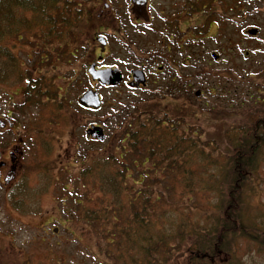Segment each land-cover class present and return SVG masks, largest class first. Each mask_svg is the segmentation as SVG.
Listing matches in <instances>:
<instances>
[{"label": "rangeland", "instance_id": "1", "mask_svg": "<svg viewBox=\"0 0 264 264\" xmlns=\"http://www.w3.org/2000/svg\"><path fill=\"white\" fill-rule=\"evenodd\" d=\"M46 1L49 2L46 4ZM73 1L25 0L21 6L15 3L3 19L6 21L4 28L0 29V63L7 72L0 76V168L6 165L5 161L11 166V170L0 169V264H105V258L100 257L96 246L93 228L86 224V220L80 219L77 223L73 218L72 212L77 206L75 197L84 192L83 183H86L95 189L94 199L99 198L97 202L94 200L96 209H103L106 200L112 201L114 197L110 193H113L114 185L123 190V184L107 181L104 176L118 170L117 163H126V159L120 158L121 142L137 143L138 125L148 124L145 107L159 113L166 110L161 103L146 101L147 95L141 93L136 98L143 101L132 108L133 102L130 101L133 97L119 101L114 97L117 91L102 87L115 86L120 81L113 85L102 84L98 79L94 80H98L101 86L97 85L94 91L102 97L100 108L89 111L79 103V98L92 90L93 84L81 60H77L75 65L68 63L71 57L64 46V33L69 31L68 26L73 20L71 10L76 6ZM217 7L216 19L223 14V0ZM250 9L246 19L235 16L233 20H216L210 31L216 36L204 40V65L210 68L204 67L203 70L199 66L200 74L189 81V98H192L189 105L196 112L191 118L186 115L184 120L203 139L200 147L205 155L212 153L221 159L232 156L236 152L235 146L232 147V136L240 134L245 141V131L255 130L257 117L252 119L250 114L256 109H253L254 105L247 106L242 95L246 93L247 97L248 92L257 88L264 94V79L259 78V74L264 76V1L260 4L254 0ZM51 18L57 20L55 25ZM249 28L257 30L256 33L249 32L253 37L245 33ZM28 31L43 36L45 44L41 43L37 48L29 43L28 40L35 43L36 39L31 34L27 35ZM207 33L205 30V36ZM239 39L245 44L232 51V46ZM232 73L235 75L234 82H231L235 91L222 90L220 82L224 81L221 76H232ZM31 78L38 79L41 86L37 91L41 94L39 100L26 99L25 88L33 82ZM198 91H203L204 95L197 96L195 92ZM98 127H102L104 139L93 133ZM86 134L98 141L88 140ZM19 149L21 153H18ZM116 157L119 159L117 163ZM102 158L109 163L102 173L95 171V177L78 180L86 164L96 165ZM189 169L193 173L185 179L183 173H179L177 176L168 175L171 182L160 181V186L167 184L171 193L174 192L173 202L176 204L175 208L164 209L166 219L161 222L167 227L171 213L178 220L171 225L180 227L187 213L198 224L200 213L205 211L200 203V190L209 178L206 168L194 159L188 161ZM257 173L256 178H249V184L241 181L233 184L238 186L234 195L243 192L246 201L243 207L235 204L236 208L243 213L246 207L248 212L244 219V213L241 215L236 209L237 215L255 229L254 232L264 230V157ZM9 176L13 178L8 179ZM189 182L194 194L189 193ZM141 186H136L137 191ZM130 190L127 192L136 194ZM224 191L223 202L235 197L226 188ZM125 196V192L120 195L123 202ZM190 196L195 198L193 204L188 201ZM215 196L213 192L208 199L215 201ZM239 226L246 227L248 233L252 232L251 228L240 224L232 231H237ZM159 227L164 230L162 224ZM208 228H213V225ZM260 234L257 235L260 243L233 239L236 243L232 242V250L227 249L232 254L230 261L234 260V264H264V242H261ZM186 238V244L196 239L190 234ZM177 254L186 255V252L182 249ZM228 257L229 254L223 253L219 257L221 264L228 262Z\"/></svg>", "mask_w": 264, "mask_h": 264}, {"label": "trees", "instance_id": "2", "mask_svg": "<svg viewBox=\"0 0 264 264\" xmlns=\"http://www.w3.org/2000/svg\"><path fill=\"white\" fill-rule=\"evenodd\" d=\"M48 2L46 1V4ZM15 3L21 6L25 0H0V29L4 28L3 24L6 21L3 19L6 13H10ZM46 15L45 13L44 18ZM50 21L54 25L57 22L52 18ZM234 76L233 73L232 76L228 74H225V77L221 76L224 81L220 82L222 90L235 91L231 83L235 80ZM259 78L264 79V76L259 74ZM242 97L246 98L247 106L251 104L255 107L253 109H256L250 114L252 119L257 117L254 124L255 130L245 131L247 133L245 141L240 134L233 135L234 140L230 139L232 147H236H234L236 152L222 159L212 153L205 155L204 149L200 147L204 142L203 139L198 135V131L196 133L189 127V123H185L186 115L191 118L196 112L195 108L190 106L185 112L176 111L174 115L167 117L164 112L159 113L153 108L145 107L148 124L138 125L137 143L128 141L123 144L121 142L120 158L126 159V163L118 164L119 159L116 157L118 170H113L104 176L107 181L122 182L123 190L114 185L113 193L109 192L113 195V200H106L101 210L94 206L99 198L94 199L93 194L96 192L92 184L83 183L84 194L81 192L75 197L77 206L72 212L73 218L77 220V223L80 219L86 220V224L93 228L96 246L101 253L100 257L105 258V264H221L219 257L223 253L229 254L228 262L223 264H234V260L230 261L232 254L227 250H232V242L236 243L233 239L254 240L260 243L257 235L261 233V242H264V230L254 232L255 229L249 227L242 218L238 217L239 212L241 215L244 213V219L247 218L246 207L242 213L241 209L235 206L239 203L243 207L246 201L243 192L238 193L237 196L234 195L238 186L233 184L237 181L249 184L248 181H251L249 178H256L260 161L264 157V94L257 88L248 92L247 97L246 93ZM210 119L208 118L209 121ZM165 121L170 122L165 124ZM221 155L224 154L221 153ZM194 159L205 166V172L210 178V181L208 178L203 182L201 190L199 189L202 193L200 203L202 202V207L206 212L200 213L198 224H195L190 214L187 213L180 227L171 225L178 221L171 213V221L167 227L161 222L166 219L164 209L175 208L176 204L173 202L174 192L171 193L167 184L160 186V181L171 182L172 180L168 178L171 174L177 176L183 173L184 179L189 177L193 172L191 169L188 170V161L191 162ZM108 165L105 158L93 166L86 164L83 175L78 180L95 177V171H99L100 174ZM212 168L215 170L210 171ZM186 184L188 185L187 181ZM138 185L142 186L137 191L136 186ZM187 188L186 186V191ZM204 188H206V195L203 192ZM225 188L235 197L229 200L227 198L223 202L222 196L225 194ZM127 190L136 194H130ZM123 192L126 193L125 202L120 199ZM213 192L216 194L215 201L208 199ZM189 193L194 194L190 182ZM194 200L193 196L188 198L190 204H193ZM249 222L254 224L253 221L249 220ZM159 224L163 225L164 230L159 227ZM239 224L248 226L252 232L248 233L244 226H239L237 231H232L233 227ZM255 224L256 227L259 226L256 221ZM210 225H213V228L209 229ZM188 234L196 239L186 244ZM182 249L186 255L177 254ZM132 250L135 251L130 253Z\"/></svg>", "mask_w": 264, "mask_h": 264}, {"label": "flooded vegetation", "instance_id": "3", "mask_svg": "<svg viewBox=\"0 0 264 264\" xmlns=\"http://www.w3.org/2000/svg\"><path fill=\"white\" fill-rule=\"evenodd\" d=\"M221 1L74 0L76 6L71 10L73 20L68 26L69 31L64 33V46L71 57L68 63L75 65L77 60H81L93 84L92 90L100 84L89 74L90 67L93 66L92 71L117 70L122 76L120 83L102 87L117 91L114 97L119 101L133 97L130 101L133 102L132 108L143 101L136 98L141 93L147 95L146 101L163 104L167 116L176 111L185 112L191 106L189 100L192 101L189 98V81L200 74L199 66L203 70L208 68L204 65V40L216 36L210 33L216 20H233L235 16L246 19L254 2L223 0V14L216 19L217 5ZM263 1L257 0L260 4ZM205 30L208 31L206 36ZM250 31L252 29H246L245 33L253 37ZM29 34L36 39L35 43L28 40L29 43L37 48L41 43L45 44L43 36L28 31ZM244 44L239 39L231 50L236 51L237 46ZM5 72L0 63V76ZM31 80L33 82L25 88L26 99L39 100L41 94L37 91L41 86L38 79ZM195 94L202 96L204 92L198 91ZM86 136L88 140L98 141L92 136ZM19 150L18 153H21ZM5 162L6 165L0 169L11 170L9 162Z\"/></svg>", "mask_w": 264, "mask_h": 264}, {"label": "water", "instance_id": "4", "mask_svg": "<svg viewBox=\"0 0 264 264\" xmlns=\"http://www.w3.org/2000/svg\"><path fill=\"white\" fill-rule=\"evenodd\" d=\"M252 33H256L257 30H252L250 31ZM91 69H94L93 66ZM91 74L94 79H98L102 84H117L120 80L121 77L118 74L117 70H106V71H96V70H91ZM79 103L83 105L84 107L87 108H94L98 109L101 106V99L98 94V92L94 90H89L85 92L82 97L79 98ZM96 128V127H95ZM95 136L101 139H104V133L102 127H98L97 131H93Z\"/></svg>", "mask_w": 264, "mask_h": 264}]
</instances>
